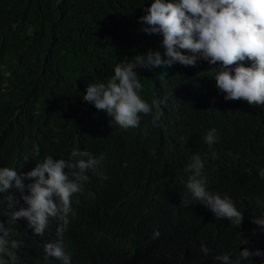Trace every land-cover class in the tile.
<instances>
[{"label":"trees","instance_id":"16d2710c","mask_svg":"<svg viewBox=\"0 0 264 264\" xmlns=\"http://www.w3.org/2000/svg\"><path fill=\"white\" fill-rule=\"evenodd\" d=\"M151 2L0 0V167L23 174L45 156L68 159L73 149L103 157L72 197L71 206H79L76 224H68L62 239L71 264H222L215 259L222 252L235 257L244 248L264 250V231L251 219L264 216L255 203L264 201L258 177L264 106L225 100L211 70L219 64L136 69L142 99L165 101L163 127L144 115L139 128L125 130L82 99L90 83H106L125 57L148 49L163 53L162 36L143 33L138 23ZM212 128L218 140L209 148L203 137ZM213 149L221 161L210 158ZM194 153L205 158L208 188L229 195L243 212L240 227L227 218L217 221L198 202L181 207L183 195L191 200L185 167ZM10 211L7 194H0L6 227ZM59 223L51 220L42 237L26 220L12 226L24 241L18 264H61L54 257L45 261L43 251L61 239ZM157 230L160 236L152 239ZM202 244L211 249L207 256Z\"/></svg>","mask_w":264,"mask_h":264},{"label":"clouds","instance_id":"9594fccd","mask_svg":"<svg viewBox=\"0 0 264 264\" xmlns=\"http://www.w3.org/2000/svg\"><path fill=\"white\" fill-rule=\"evenodd\" d=\"M144 12L138 20L140 31L149 36H162L163 53L148 49L146 54L131 59L125 57L124 62L117 63L106 83H90L82 95L84 102L112 117L110 123L125 130L136 129L141 125L142 116L150 115L153 127H163L160 105L165 101L153 99L149 104L142 99L143 85L138 68H170L176 64L195 67L202 61L219 64L211 70L215 73L216 88L224 94L225 100L246 101L253 108L264 106V0H152L150 6L144 7ZM245 62H250V66H245ZM215 133L216 129L212 128L203 137L209 148L218 140ZM228 155L240 158L238 153ZM210 158L222 160L214 149ZM102 160V156L96 158L87 150L73 149L68 159L45 156L23 174L16 168L0 167V194H7L11 209L7 227L0 220V264H18L17 252L24 241L15 238L19 233L14 232L12 226L26 220L34 235L42 237L53 219L61 222L57 228L61 239L44 245V260L54 257L62 261L61 264H71L72 257L65 251L62 239L68 224H76L79 206H71L72 197L83 190V184L89 179L86 173L96 172ZM205 163L199 153L189 157L185 172L189 174L186 188L191 200L183 195L181 207L198 202L210 210L217 221L227 218L231 225L240 227L243 212L229 195L214 193L208 188L203 174ZM215 164L220 166V163ZM97 175L102 174L97 172ZM258 177L264 179V168L258 169ZM13 188L19 192V197L15 193L8 194ZM255 203L264 208V201L259 198ZM251 219L264 231V216L253 215ZM159 236L157 230L152 239ZM201 251L207 256L211 249L202 244ZM253 257L264 258V250L244 248L235 257L230 252H222L215 259L222 264H242ZM51 262L56 264L54 260Z\"/></svg>","mask_w":264,"mask_h":264}]
</instances>
